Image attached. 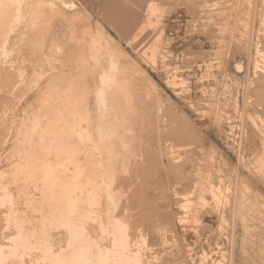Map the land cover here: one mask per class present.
<instances>
[{
  "label": "rangeland",
  "instance_id": "374dc122",
  "mask_svg": "<svg viewBox=\"0 0 264 264\" xmlns=\"http://www.w3.org/2000/svg\"><path fill=\"white\" fill-rule=\"evenodd\" d=\"M0 69V264H264V0H0Z\"/></svg>",
  "mask_w": 264,
  "mask_h": 264
},
{
  "label": "bare ground",
  "instance_id": "6f19581e",
  "mask_svg": "<svg viewBox=\"0 0 264 264\" xmlns=\"http://www.w3.org/2000/svg\"><path fill=\"white\" fill-rule=\"evenodd\" d=\"M6 1H7V0H6ZM11 1H12V0H11ZM219 1H220V0H219ZM14 2H15V1H14ZM18 2H19V1H17L16 3H18ZM20 2H21V1H20ZM20 2H19V3H20ZM16 3H15V4H16ZM40 3H42V2H40ZM20 4H21V3H20ZM2 5H3V4H2ZM4 5H5V4H4ZM17 5H18V4H17ZM27 6H28V5H27ZM20 8H21V6L19 7V9H20ZM19 12H20V11H19ZM17 13H18V12H17ZM31 14H33V13H31ZM19 15H20V14H19ZM29 16H30V14H29ZM11 18H12V17H11ZM20 18H21V17H20ZM17 19H18V17H17ZM17 19H15V21H17ZM9 20H10V18H9ZM13 20H14V19H12V21H13ZM15 21H14V22H15ZM40 21H41V20H40ZM14 22H13V24H14ZM18 22H19V20H18ZM9 23H10V25H11V22H9L8 19L5 20V21H3V24H4L6 27L8 26ZM13 24H12L11 26L14 27ZM17 24H19V23H17ZM42 25H43V24H42ZM38 26H39V25H38ZM1 27H2V25H1ZM3 28H4V27H3ZM7 28H10V27H7ZM11 28H12V27H11ZM14 29H15V27H14ZM14 29H13V30H14ZM16 29H17V28H16ZM7 30H8V29H7ZM7 30H6V31H7ZM12 32H13V31H12ZM8 33H9V32H8ZM79 38H80V37H79ZM5 41H7V40H5ZM90 42H91V41H90ZM6 44H7V42H6ZM5 50H6V49H5ZM83 55H84V54H83ZM45 57H47V56H45ZM79 57H80V56H79ZM81 57H82V55H81ZM83 58H84V57H83ZM73 60H74V59H73ZM78 62H79V61H78ZM76 63H77V62H76ZM7 64H8V63H7ZM111 66H112V65H111ZM11 67H12V66H11ZM2 69H3V68H2ZM47 69H48V68H47ZM0 70H1V69H0ZM35 70H36V69H35ZM94 72H95V71H94ZM0 73H1V72H0ZM4 73H5V72H4ZM112 74H114V73H112ZM3 75H4V74H3ZM2 77H3V76H2ZM35 77H36V76H35ZM104 77H105V76H104ZM16 80H17V79H16ZM16 80H15V81H16ZM20 80H21V79H20ZM114 80H115V79H114ZM3 81H4V80H3ZM13 81H14V80H13ZM22 81H23V80H22ZM73 81H74V80H73ZM98 81H99V80H98ZM101 81H103V80H101ZM74 82H75V81H74ZM3 84H4V83H3ZM14 84H15V83H14ZM16 84H17V83H16ZM23 84H24V83H23ZM86 84H87V83H86ZM106 84H108V83H106ZM114 84H115V83H114ZM11 85H12V83H11ZM20 86H22V85L20 84ZM109 86L111 87V85H109ZM114 86H116V85H114ZM114 86H113V87H114ZM0 87H1V86H0ZM9 87H10V86H9ZM13 87H14V86H13ZM13 87H11V88H13ZM15 87H16V86H15ZM68 87H69V86H68ZM86 87H87V86H86ZM89 87H90V86H89ZM70 88H72V86H71ZM68 89H69V88H68ZM27 90H28V89H27ZM65 90H67V88H66ZM65 90H64V91H65ZM69 90H70V89H69ZM78 90H79V88H78ZM88 90H89V89H88ZM116 90H117V89H116ZM104 91H105V90H104ZM14 92H15V91H14ZM14 92H13V93H14ZM27 92H28V91H27ZM62 92H63V91H62ZM67 92H68V91H67ZM70 92H71V90H70ZM70 92H69V93H70ZM89 92H90V90H89ZM109 92H110V91H109ZM109 92H108V93H109ZM111 92H112V91H111ZM119 92H120V91H119ZM11 93H12V91H11ZM17 93H19V92L17 91ZM65 93H66V92H65ZM8 94H10V93H8ZM66 94H67V93H66ZM66 94H65V95H66ZM104 94H105V93H104ZM118 94H119V93H118ZM11 95L13 96V94H11ZM14 95H15V94H14ZM19 95H20V93H19ZM56 95H58V94H56ZM59 95H60V94H59ZM65 95H64V96H65ZM74 95H75V94H74ZM74 95H73V96H74ZM97 95H98V94H97ZM106 95H107V94H106ZM108 95H109V94H108ZM120 95H121V94H120ZM16 96H17V95H16ZM21 96H22V95H21ZM62 96H63V95H62ZM66 96H67V95H66ZM68 96H69V95H68ZM71 96H72V95H71ZM110 96H111V95H110ZM17 97H18V96H17ZM23 97H24V96H23ZM23 97H22V98H23ZM59 97H60V96H59ZM59 97H58V98H59ZM74 97L77 98V95H75ZM74 97H73V98H74ZM12 98H13V97H12ZM18 98H19V97H18ZM67 98H68V97H67ZM60 99H61V97H60L58 100H60ZM63 99L65 100L66 98H63ZM69 99H70V98H69ZM71 99H72V97H71ZM10 100H11V99H10ZM111 100H112V99H111ZM7 101H8V100H7ZM66 101H67V100H66ZM68 101H69V100H68ZM104 101H106V99H105ZM107 101H109L108 98H107ZM99 102H100V101H99ZM102 102H103V101H102ZM16 103H17V102H16ZM62 103H63V102H62ZM103 103H104V102H103ZM107 103H108V102H107ZM109 103H110V102H109ZM2 104H3V103H2ZM9 104H10V103H9ZM9 104H8V105H9ZM64 104H65V103H63L62 105H64ZM110 104H111V103H110ZM12 105H13V104H12ZM99 105H100V103H99ZM1 106H2V105H1ZM13 106H14V105H13ZM88 106H89V105H88ZM111 107H113V106H111ZM11 108H12V107H11ZM75 108H76V107H75ZM75 108H73V109H75ZM87 108H88V107H87ZM106 108H107V107H106ZM73 109H72V110H73ZM76 109H77V108H76ZM113 109H114V108H113ZM58 110H59V109H58ZM104 111H105V110H104ZM12 113H14V112H12ZM63 113H64V112H63ZM63 113H62V110H61V114H62V115H63ZM72 113L76 114L75 112H72ZM90 113H91V112H90ZM9 114H10V112H9ZM9 114H8V115H9ZM61 114H60V115H61ZM93 114H94V113H93ZM102 114H103V113H102ZM110 114H111V113H110ZM98 115H99V114H98ZM103 115H104V114H103ZM116 115H117V114H116ZM3 116H4V115H3ZM11 116H12V115H11ZM29 116H30V115H29ZM89 116H90V115H89ZM104 116H105V115H104ZM4 117H5V116H4ZM6 117H7V115H6ZM81 117H82V116H81ZM86 117H87V116H86ZM119 117H120V115H119ZM8 118H9V117H8ZM92 118H93V117H92ZM92 118H91V119H92ZM110 118H111V116H110ZM89 119H90V118H89ZM8 120H9V119H8ZM82 120H83V119H82ZM92 120H93V119H92ZM98 120H99V119H98ZM101 120H103V119H101ZM11 121H12V120H11ZM13 121H14V120H13ZM13 121H12V122H13ZM88 121H90V120H88ZM5 122H8V123H9V121H7V120H5ZM5 122H4L3 124H5ZM12 122H11V123H12ZM14 123H15V121H14ZM17 124H18V123H17ZM18 125H19V124H18ZM71 125H72V124H71ZM0 126H1V125H0ZM106 126H107V125H106ZM112 126H113V125H112ZM121 127H122V125H121ZM123 128H124V127H122V129H123ZM85 130H86V129H85ZM98 130H99V129H98ZM109 130H110V129H109ZM5 133H6V132H5ZM5 133H4V134H5ZM86 133H88V131H86ZM97 133H98V132H97ZM105 133H107V132H105ZM88 134H90V132H89ZM2 135H3V134H2ZM7 135H8V134H7ZM104 135H106V134H104ZM107 135H108V134H107ZM99 136H100V134H99ZM101 136H102V135H101ZM109 136H110V135H109ZM9 137H10V136H9ZM89 137H90V135H89ZM103 137H104V136H103ZM3 138H4V136H3ZM91 138H92V137H91ZM91 138H90V139H91ZM106 138H107V137H106ZM101 139H102V138H101ZM108 139H109V138H108ZM113 140H114V139H113ZM115 141H116V140H115ZM107 142H109V141H107ZM1 143H2V142H1ZM95 144H96V143H95ZM98 144H99V142H98ZM113 145H114V144H113ZM117 145H118V144H117ZM111 148H113V146H111ZM111 148H110V149H111ZM118 148H119V147H118ZM108 149H109V148H108ZM104 150H105V149H104ZM105 151H107V150H105ZM98 152H99V151H98ZM107 154H108V153H107ZM110 154H111V153H110ZM112 155H113V154H112ZM101 156H102V155H101ZM110 156H111V155H110ZM104 157H105V156H104ZM152 157H153V156H152ZM114 159H115V158H114ZM111 160H112V159H111ZM112 162H114V161H112ZM119 162H120V161H119ZM102 165H103V164H102ZM107 165H109V164H107ZM114 165H115V164H114ZM114 165H113V166H114ZM110 167H111V166H110ZM104 168H105V166H104ZM71 171H72V170H71ZM78 171H79V169H78ZM78 171H77V172H78ZM112 171H113V170H112ZM109 172H110V171H109ZM105 173H106V172H105ZM78 174H80V173L78 172ZM78 174H77V175H78ZM81 174H82V173H81ZM109 174H110V173H109ZM93 175H94V174H93ZM112 175H113V174H112ZM79 176H80V178H82L81 175H79ZM93 177H94V176H93ZM117 177H118V176H117ZM108 178H110V177H108ZM49 180H50V179H49ZM75 180H76V178H75ZM77 180H79L78 177H77ZM111 180H112V179H111ZM119 180H120V179H119ZM50 181H51V180H50ZM112 181H114V180H112ZM121 181H122V180H121ZM48 182H49V181H48ZM92 182H93V181H92ZM94 182H95V181H94ZM119 182H120V181H119ZM90 184H92V183H90ZM121 184H122V183H121ZM49 185H50V184H49ZM49 185H48V186H49ZM116 186H117V185H116ZM94 187H95V186H94ZM50 188H51V187H50ZM114 188H115V187H114ZM118 188H119V187H118ZM92 189H93V188H92ZM97 189H98V188H97ZM46 190H47V189H46ZM69 190H70V189H69ZM93 190H94V189H93ZM111 190H112V189H111ZM47 191H49V190H47ZM71 192H72V191H71ZM93 192H94V191H93ZM107 192H108V191H107ZM68 193H69V192H68ZM72 193H73V192H72ZM86 193H87V192H86ZM88 193H89V192H88ZM88 193H87V194H88ZM90 193H91V191H90ZM95 193H96V191L94 192V195H95ZM65 194H67V193H64V195H65ZM87 194H86V195H87ZM69 195H70V194H69ZM96 195H97V194H96ZM67 196H68V195H67ZM67 196L65 195L64 197H66V199H67ZM99 196H100V195H99ZM107 196H109V195L107 194ZM58 197H59V196H58ZM72 197H73V196H72ZM88 197H89V196L87 195V198H88ZM90 197H91V198H94V197H92V193H91V196H90ZM111 197H112V196H111ZM204 197H205V196H204ZM60 198H61V197H60ZM62 198H63V197H62ZM68 198H69V197H68ZM91 198H90V200H92ZM97 198H100V197H97ZM57 199H58V198H57ZM107 199H108V198H107ZM55 200H56V199H55ZM62 200H63V199H62ZM64 200H65V199H64ZM112 200H113V199H112ZM8 201H9V200H8ZM97 201H98V200H97ZM97 201H95V202L97 203ZM100 201H101V200H99V203H100ZM107 201H108V200H107ZM113 201H114V200H113ZM217 201H218V200H217ZM222 201H223V200H222ZM92 202H93V201H92ZM102 203H103V202H102ZM47 205H48V204H47ZM82 205H83V204H82ZM95 205H96V204H95ZM99 205H100L99 207L102 206L101 204H99ZM110 206H111V205H110ZM70 207H71V208H70L69 210H67L68 214H69V211L72 210V206H70ZM99 207H97V209H98ZM102 207H103V206H102ZM102 207H101V208H102ZM221 207H222V206H221ZM75 209H76V207H75ZM75 209H74V211H76V210L78 209V207H77L76 210H75ZM2 211H3V210H2ZM74 211H73V212H74ZM78 211H79V209H78ZM98 211H99V210H98ZM100 211H101V210H100ZM63 212H64V211H63ZM67 212H66V213H67ZM101 212H102V211H101ZM60 213H61V212H60ZM75 213H76V212H74V214H75ZM79 213H80V217H81V211H80ZM97 213H99V212H97ZM5 214H6V213H5ZM7 214H8V213H7ZM12 214H13V213H12ZM77 214H78V213H77ZM95 214H96V212H95ZM103 214H104V213H103ZM62 215H63V214H62ZM101 215H102V214H101ZM2 216H3V215H2ZM65 216H68V215H65ZM74 216L76 217V214H75ZM77 216H78V215H77ZM91 216H92V215H91ZM94 216H95V215H93V217H94ZM99 216H100V213L97 215V217H99ZM59 217H60V216H59ZM75 217H74V218H75ZM80 217H78V218H80ZM100 217H101V216H100ZM5 218H6V217H5ZM54 218H55V217H54ZM71 218H73V217H71ZM9 219H10V217H9ZM65 219H66V218H65ZM76 219H77V217H76ZM93 219L95 220V217H94ZM97 219H99V218H97ZM83 220H84V219H83ZM131 220H132V219H131ZM66 221H68V220H66ZM66 221H65V223H66ZM79 221H80V219H79ZM79 221H76V222L78 223ZM97 221H98V220H97ZM97 221H96L95 223H92V224H94V225L98 224L99 222L97 223ZM132 221H133V220H132ZM26 222H27V221H26ZM61 222H62V221H61ZM74 222H75V221H74ZM93 222H94V221H93ZM108 222H109V220H108ZM3 223H4V222H3ZM6 223H7V222H6ZM63 223H64V219H63ZM65 223H64V224H65ZM71 223H72V222H71ZM101 223H102V222H101ZM113 223H114V222H113ZM74 224H75V223H74ZM81 224H82V223H81ZM81 224H80V225H81ZM88 224H89V223H88ZM109 224H110V223H109ZM109 224H108V225H109ZM72 225H73V224H72ZM77 225H78V224H77ZM80 225H79V226H80ZM89 225H90V224H89ZM94 225H93V226H94ZM106 225H107V224H106ZM108 225H107L106 227H108ZM126 225H127V224H126ZM130 225H131V224H130ZM14 226H15V225H14ZM75 226H76V225H75ZM93 226H92V227H93ZM98 226H99V228H97ZM102 226H104V224H103ZM102 226H101V227H102ZM110 226H111V224H110ZM0 227H1V226H0ZM81 227H82V226H81ZM97 227H95V228H93V229L96 230V228H97L98 230L101 231V230H103V228H104L105 226L102 227V228L100 229V224H98ZM120 227H122V226H120ZM18 229H19V228H18ZM88 229H89V228H88ZM90 229H92L91 226H90ZM110 229H111V228H110ZM110 229H109V230H110ZM113 229L116 230L117 228H113ZM95 230H94V231H95ZM105 230L107 231L108 229H105ZM109 230L107 231V232H109V233H111V232L113 231V230H112V231L110 230V231H111V232H110ZM117 230H118V229H117ZM74 231H75V230H74ZM74 231H71V232H74ZM79 231L81 232V230H79ZM123 231H125V230H123ZM71 232H70V233H71ZM83 232H85V231H83ZM115 232H116V231H115ZM3 233H4V232H3ZM55 233H56V232H55ZM97 233H98V232H97ZM57 234H58V233H57ZM87 234H88V233H87ZM87 234H86V235H87ZM103 234H104V232H103ZM112 234H114V232H113ZM115 234H117V232H116ZM115 234H114V235H115ZM0 235H1V234H0ZM118 235H120V233H119ZM78 236H79V235H78ZM94 236H95V235H94ZM112 236H113V235H112ZM122 236H123V235H122ZM22 237H23V236H22ZM83 237H85V236H83ZM88 237H89V236H88ZM88 237H87V238H88ZM90 237H92V235H91ZM99 237H100V235H99ZM102 237H103V236H101V238H102ZM107 237L109 238L110 236H107ZM120 237H121V236L117 237V235H116V238H120ZM125 237H126V236H125ZM69 238H70V237H69ZM96 238H97V236H96ZM105 238H106V237H105ZM64 239H65V238H64ZM90 239H91V238H90ZM90 239H89V240H90ZM94 239H95V238H94ZM94 239H93L94 242H96L97 240H99V238H97V240H94ZM103 239H104V238H103ZM112 239H113V237L111 238V240H110V238H109L108 240H107V238H106V240H107L108 242H109V240L112 242ZM122 239H124V237H123ZM122 239L120 238L121 241H122ZM84 240H85V239H84ZM86 240H87V239H86ZM113 240L117 241L115 238H114ZM76 241H77V240H76ZM124 241H125V240H124ZM94 242H93V243H94ZM103 242H104V240H103ZM119 242H120V241H119ZM122 242H123V241H122ZM78 243H79V242H78ZM88 243H89V242H88ZM96 243H97V242H96ZM100 243L103 244L102 242H100ZM106 243H107V242H106ZM117 243H118V242H117ZM126 243H127V241H126ZM101 244H100V245H101ZM104 244H105V243H104ZM104 244H103V245H104ZM111 244H112V243L109 244V247H111ZM113 244H114V242H113ZM89 245H90V243H89ZM98 245H99V244H98ZM103 245H102V247H103ZM123 245H125L124 242H123ZM123 245H120V246H123ZM9 246H10V245H9ZM20 246H21V245H20ZM83 246H84V244H83ZM95 246H96V244H95ZM104 246H105V247H103V248L106 249V244H105ZM115 246H116V245H115ZM93 247H94V246H93ZM99 247H100V246H99ZM2 248H3V247H2ZM15 248H16V247H15ZM94 248H95V247H94ZM121 248H122V247H121ZM95 249H96V248H95ZM98 249H99V248H98ZM101 249H102V248H101ZM101 249H100V250H101ZM115 249H116V248H115ZM69 250H70V249H69ZM92 250H93V249H92ZM102 250H103V249H102ZM107 250H108V248H107ZM105 251H106V250H105ZM105 251H103V252L105 253ZM132 251H133V250H132ZM4 252H5V251H4ZM71 252H72V251H71ZM92 252H93V251H92ZM94 252H96V250H95ZM121 252H122V251H121ZM121 252H120V254H124V253H121ZM104 253H103V254H104ZM108 253H110V252H108ZM112 253H113V252H112ZM129 253H130V252H129ZM87 254H88V253H87ZM96 254H97V253H96ZM110 254H111V253H110ZM113 254L115 255V253H113ZM120 254H119V255H120ZM77 255H78V254H77ZM104 255H105V254H104ZM89 256L91 257L90 254H89ZM101 256H103V255H101ZM107 256H108V255H107ZM115 256H116V255H115ZM128 256L130 257V254H129ZM103 257H105V256H103ZM110 257H111V256H110ZM110 257H109V259H110ZM123 257H125V256H123ZM106 258H107V257H106ZM111 258H112V257H111ZM115 258H116V257H114V259H115ZM121 258H122V256H121ZM121 258H120L119 256H118V258H116V259L119 260V263H120V260H121V261L123 260V258H122V259H121ZM131 258H134V257L131 256ZM90 260H91V259H90ZM7 261L9 262V260H7ZM10 261H11V260H10ZM107 261H108V260H107ZM109 261H110V260H109ZM110 262H111V261H110ZM112 262H113V261H112ZM112 262H111V263H112ZM43 263H44V262H43ZM61 263H62V262H61ZM81 263H82V262H81ZM96 263H97V262H96ZM111 263H110V264H111ZM115 263L117 264V261H116V260H115ZM115 263H114V264H115ZM122 263H124V264H128V262H127V263H126V262H122ZM135 263H136V262H135ZM2 264H3V263H2ZM4 264H5V263H4ZM57 264H58V263H57ZM63 264H65V263H63ZM83 264H84V263H83ZM85 264H86V263H85ZM87 264H89V263H87ZM104 264H105V263H104ZM136 264H137V263H136ZM222 264H223V263H222Z\"/></svg>",
  "mask_w": 264,
  "mask_h": 264
}]
</instances>
